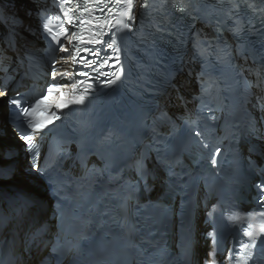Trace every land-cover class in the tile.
Masks as SVG:
<instances>
[{"label": "snow or ice", "instance_id": "obj_1", "mask_svg": "<svg viewBox=\"0 0 264 264\" xmlns=\"http://www.w3.org/2000/svg\"><path fill=\"white\" fill-rule=\"evenodd\" d=\"M70 0H62L61 7L63 8V5L68 4ZM97 4L101 5L96 10L103 12L105 7H107L108 0H85L84 5L77 6L82 7V11L79 13V15L73 16L70 15L75 11V8H68L67 11L64 12V17L66 21L69 24H75L77 30L72 31L70 34H68V31L66 28L63 27L64 21H61L60 16H52L47 17L46 22H43L42 27L45 32L51 34L52 29L50 28V25L53 23L54 20L61 21L60 23V32L56 33L52 36V39L55 40L58 44L60 43L59 39L57 38L61 34L66 35L69 44L73 45V51L70 56L64 57L65 60H71L73 65H76L79 63L80 67L76 69L73 73L65 72L64 78H68L70 76H79V77H85L86 79L83 80H76L71 79L70 83L67 85H61L59 82L50 84L47 88V95H43L41 98L37 99L34 104L29 105L27 107L22 108V114L26 117L35 116V120H28V127L32 129L33 133L39 134L42 132L44 128H46L49 124L52 123V117H55V119H59V116H56L55 113H50L48 115H45V111L47 109V105H45V102L49 100L51 94L53 93L54 89H59L61 87H70L74 90L80 88L83 86L88 79L92 78V73H96V79L98 80L101 76H112L118 79L119 77L116 76V73H107L101 71V69L108 64L109 60L112 58L110 56H105L102 59L99 57L100 52L106 51V49L111 48L113 49V52L117 54L118 59V53L119 48L114 47L116 41L114 37H109V40L107 41H101L99 39V36H101L102 32L97 31L92 34V37L88 38L87 40L84 39L83 32H84V25L85 23H90L91 21H95L97 23V26L100 27L102 24H107L109 26V29L111 30V25L113 21L107 20L105 17H95L91 16V13L93 9L89 7V4ZM116 3H124L126 7L120 11V16L126 17L128 20H133L134 16L132 15V11L134 8V0H116ZM146 6V5H144ZM112 9L108 8V12H111ZM180 11H184L183 9H180ZM84 13H89V17H85ZM117 24L121 23L120 21H116ZM123 28L128 29L130 28V25L127 23H124L122 25ZM94 37V38H93ZM75 41H78L79 43H86V44H103L104 47H101L100 49H96L95 47H85L80 48L78 43H74ZM60 52H66L68 49L64 47L62 44L60 45L59 49ZM88 53V55L97 57V60L88 59L87 56H80L79 60H77V56L79 54ZM87 69V70H86ZM57 70L55 68V65L52 66V76L55 80ZM104 83L108 85H112L115 83V79H107L106 81H103ZM89 88H91V85L88 86V88L83 89V94L80 95L78 98L74 97L71 103L74 104H83L84 103V95H87ZM5 93L0 91V96H3ZM10 104L15 105L18 109L21 108V103L17 99H11L9 101ZM42 105H45L44 108H41ZM56 107H67V103H57ZM199 135V133H197ZM21 139L25 140V142L29 146V151L34 149L36 145L34 144L33 140L34 137L32 134H22ZM207 147V145H205ZM212 164H215L216 161L213 159ZM264 203V202H261ZM259 215L261 217H264V210L259 211L258 213H247L246 216L242 215L240 211H237L235 214L229 216V220L232 223H239L242 219L247 218L249 220H255L256 216ZM259 232L264 233V221H262L258 226ZM244 236L249 237L250 240L255 239V234L249 231L243 232ZM250 244H242V250L250 248Z\"/></svg>", "mask_w": 264, "mask_h": 264}, {"label": "bare ground", "instance_id": "obj_2", "mask_svg": "<svg viewBox=\"0 0 264 264\" xmlns=\"http://www.w3.org/2000/svg\"><path fill=\"white\" fill-rule=\"evenodd\" d=\"M9 1L10 0H5L4 2H2V4H0V6L4 10L5 15H8L7 25H10L11 29L18 36V39H20V41L16 45L14 53L9 52L8 49L5 48L4 43L0 41V62L13 65L14 56L19 55L23 51V49H37L40 47L38 35L34 32V30H37V28H35L37 26L35 25L34 14L38 10V8L35 2L36 0H21L20 3L13 2L11 6L7 4ZM47 3V0H43L39 8L45 7ZM1 34L2 30L0 28V38ZM179 80H182L185 83L188 82V86L190 87V89H192V81L190 79L187 81L185 77H180ZM173 104L178 110L189 106L188 99L186 97H182L181 100H179L177 97H174ZM9 148H14L19 151L20 145L17 140L14 139L13 132L6 123V114L3 110L0 112V159L2 157V153ZM0 162H3V160L1 159ZM12 164H14L13 177L15 178L17 175H19V178L21 180H24L23 170H26L29 167L27 164V160L22 159L20 154H17V157L13 158ZM36 197H39L41 200L29 209L24 208L18 211V209L14 210L13 208H11V218L18 222L17 227L12 228L13 234L11 235V239L15 243V248L18 243L21 244L23 242L21 237L23 229H26L27 226L30 225L39 227L45 223L48 217L49 202L46 200L44 194H37ZM207 246L205 248H202L201 245L198 244V249H202V251L205 252ZM38 252L39 249H28L27 247L23 246L19 251H17V255H19L23 260L22 264H37L39 260L45 255L44 253L43 255L39 256L37 254Z\"/></svg>", "mask_w": 264, "mask_h": 264}, {"label": "water", "instance_id": "obj_3", "mask_svg": "<svg viewBox=\"0 0 264 264\" xmlns=\"http://www.w3.org/2000/svg\"><path fill=\"white\" fill-rule=\"evenodd\" d=\"M4 106H5V101H0V110H2ZM0 166L4 167L1 164ZM27 179L28 181L25 180V181H20V182L0 180V191H4V192L18 191L21 187H25L27 190H31L32 192H34L35 195L37 194L43 195L42 188L40 187L39 184H36L34 182V177L29 176ZM31 184H33V186ZM28 185L29 186L31 185L32 187H34L38 193L36 194V190L31 189Z\"/></svg>", "mask_w": 264, "mask_h": 264}, {"label": "rangeland", "instance_id": "obj_4", "mask_svg": "<svg viewBox=\"0 0 264 264\" xmlns=\"http://www.w3.org/2000/svg\"><path fill=\"white\" fill-rule=\"evenodd\" d=\"M13 2H16V3H20L21 0H10L7 4H9L10 6L13 4ZM37 28V27H35ZM0 41H1V38H0ZM2 42V41H1ZM3 44V43H2ZM1 160V159H0Z\"/></svg>", "mask_w": 264, "mask_h": 264}]
</instances>
